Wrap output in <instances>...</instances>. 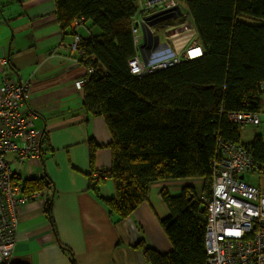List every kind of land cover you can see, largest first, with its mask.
I'll return each mask as SVG.
<instances>
[{"label":"trees","instance_id":"16d2710c","mask_svg":"<svg viewBox=\"0 0 264 264\" xmlns=\"http://www.w3.org/2000/svg\"><path fill=\"white\" fill-rule=\"evenodd\" d=\"M197 31L203 55L138 78L129 61L137 55L134 19L137 0H55L64 31L82 19L90 35L78 44L86 68L84 108L102 116L112 136V165L101 178L114 184V195L101 197L104 179L91 178V189L104 202L114 223L130 217L148 200L156 183L197 179L173 195L162 188L170 216L161 226L172 245L162 254L141 241L148 264H208L204 198L213 190V163L219 140L243 144L264 165V140L243 142L234 113L260 114L264 96V0H180ZM88 68L93 70L88 73ZM101 145L90 142L92 162ZM49 179L23 181V193L42 191ZM52 219V209H46Z\"/></svg>","mask_w":264,"mask_h":264},{"label":"crops","instance_id":"0c3cea01","mask_svg":"<svg viewBox=\"0 0 264 264\" xmlns=\"http://www.w3.org/2000/svg\"><path fill=\"white\" fill-rule=\"evenodd\" d=\"M88 28L85 24L81 35L88 37ZM73 41L71 29L64 31L57 20L55 0H0V82L14 73L28 83L30 97L23 112L33 113V128L44 133L43 159L25 164L22 179L47 177L43 190L54 196L51 206L44 196L21 205L13 263L148 264L135 244L145 241L162 254L172 251L160 223L170 216L162 188L177 195L189 182L152 185L148 200L114 223L90 186L91 178L104 179L101 197L114 195L113 181L100 177L112 165V136L105 119L84 108V92L76 81L86 75V68ZM260 110L259 125L241 128L243 142L257 135L264 140V96ZM92 140L101 145L93 162ZM50 207L53 221L46 212Z\"/></svg>","mask_w":264,"mask_h":264},{"label":"built area","instance_id":"2783aa9c","mask_svg":"<svg viewBox=\"0 0 264 264\" xmlns=\"http://www.w3.org/2000/svg\"><path fill=\"white\" fill-rule=\"evenodd\" d=\"M139 14L134 19L133 34L137 55L129 61L130 71L138 78L165 69L182 61L199 58L203 49L197 31L180 0H137ZM158 8L157 12H151ZM179 8L181 14L159 24L151 31L154 36L166 31L167 41L154 45L144 43L142 30L147 18L158 12ZM149 11L151 15L145 16ZM176 13V11H172ZM73 49L82 41L80 30L85 21L75 20ZM159 29V30H158ZM160 39V36H159ZM180 42V44H179ZM182 42V43H181ZM3 63V61H0ZM5 63V62H4ZM88 73L93 70L88 68ZM86 78L76 81L83 90ZM29 85L14 73H7L0 82V264H14L13 251L19 226L22 204L47 197V190L23 193L21 169L25 164L42 161L44 133L33 128V113L26 115L23 106L29 99ZM241 126H257L260 114L234 113L229 116ZM220 158L213 163V190L204 198L206 211L205 246L208 264H264V185L254 186L245 180L247 175L264 182V165L256 162L251 149L243 144L219 140Z\"/></svg>","mask_w":264,"mask_h":264},{"label":"water","instance_id":"95a60500","mask_svg":"<svg viewBox=\"0 0 264 264\" xmlns=\"http://www.w3.org/2000/svg\"><path fill=\"white\" fill-rule=\"evenodd\" d=\"M172 11H176V13H172ZM181 14V10L179 8H176L174 10H167V11H162V12H158L156 14H153L152 16L147 18L148 21V26L143 28V33H144V43L141 46V52H142V56L145 58L144 56V48L146 47V43L150 42L152 40V32H151V27L155 28L158 27L159 24H161L164 21H168L170 19H176L178 15ZM154 40V45L157 46L159 43V36H154L153 38ZM54 196H47L46 198V203L48 204V206H51L52 202H53ZM201 212H205V206L203 205L201 207Z\"/></svg>","mask_w":264,"mask_h":264},{"label":"rangeland","instance_id":"374dc122","mask_svg":"<svg viewBox=\"0 0 264 264\" xmlns=\"http://www.w3.org/2000/svg\"><path fill=\"white\" fill-rule=\"evenodd\" d=\"M158 11V8H154L153 10H151V12H157ZM150 12L149 11H147L146 13H145V16L147 17V16H149V15H151V14H149ZM87 26H91V23L90 22H87ZM154 29V28H153ZM159 30V29H158ZM152 32V31H151ZM142 34H143V37H144V33H143V30H142ZM159 36H160V39H159V42H160V40L162 41V42H165V41H167V43L169 44V45H172V41L169 39V37H168V35H167V32L166 31H163V30H160L158 33H157ZM152 38H154L153 37V34H152ZM182 43V42H181ZM179 44H180V42H179ZM243 128V127H242ZM248 128H251V127H248ZM245 180L247 181V182H249L250 184H252V185H254V186H257V187H259L261 184V182H263L262 180H259L257 177H253V176H251V175H247L246 177H245ZM184 181L185 182H189V185L190 184H192L193 186H195L196 188H197V191L200 193L201 192V182L199 181V180H197V179H184Z\"/></svg>","mask_w":264,"mask_h":264}]
</instances>
